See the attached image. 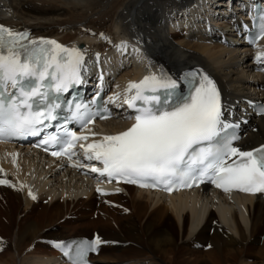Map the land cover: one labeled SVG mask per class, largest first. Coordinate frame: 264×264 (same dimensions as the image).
I'll return each mask as SVG.
<instances>
[{
    "label": "bare ground",
    "instance_id": "1",
    "mask_svg": "<svg viewBox=\"0 0 264 264\" xmlns=\"http://www.w3.org/2000/svg\"><path fill=\"white\" fill-rule=\"evenodd\" d=\"M255 1L264 4L0 0V24L78 46L87 62L108 53V70L118 71L111 83L117 91L161 65L170 74L201 66L216 81L227 117L246 98L264 99V74L252 73L249 49L238 45L240 19ZM120 42L127 51L118 48ZM260 53L264 38L255 50ZM128 126L120 115L93 131L99 139ZM262 143L264 116L245 127L240 145ZM0 161V179L15 185L0 184V264H68L55 242L97 235L107 243L92 256L94 264H264V198L259 196L210 192L205 186L168 196L126 186L98 196L87 175L28 147L0 143Z\"/></svg>",
    "mask_w": 264,
    "mask_h": 264
},
{
    "label": "snow or ice",
    "instance_id": "2",
    "mask_svg": "<svg viewBox=\"0 0 264 264\" xmlns=\"http://www.w3.org/2000/svg\"><path fill=\"white\" fill-rule=\"evenodd\" d=\"M245 10L252 14L251 8ZM253 20L258 21L254 41L264 36V10H258ZM118 48L127 51L126 42ZM134 50L144 58L139 48ZM85 55L78 46L32 37L28 30L0 24V139L39 135L45 151L55 148L51 155H67L71 161L76 141H88L89 135L96 134L78 136L69 123L87 126L95 116L104 118L107 111H100V90L91 99L69 98V90L85 82ZM258 55L264 57V53ZM117 95L109 99L115 102ZM124 103L133 111L130 126L79 146L86 160L102 163V167H91L93 173L168 192L203 181L226 192H264V144L248 150L236 146L238 122L227 120L221 91L201 69L170 74L161 65L158 72L128 82ZM260 111L264 112V105ZM0 184L15 186L8 179H0ZM28 195L36 199L31 190ZM103 243L107 241L97 235L55 245L73 264H89L87 253L98 251Z\"/></svg>",
    "mask_w": 264,
    "mask_h": 264
},
{
    "label": "rangeland",
    "instance_id": "3",
    "mask_svg": "<svg viewBox=\"0 0 264 264\" xmlns=\"http://www.w3.org/2000/svg\"><path fill=\"white\" fill-rule=\"evenodd\" d=\"M89 214L88 211H86V215Z\"/></svg>",
    "mask_w": 264,
    "mask_h": 264
}]
</instances>
